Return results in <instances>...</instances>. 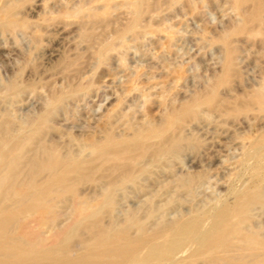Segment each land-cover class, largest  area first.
I'll return each mask as SVG.
<instances>
[{
  "label": "rangeland",
  "instance_id": "374dc122",
  "mask_svg": "<svg viewBox=\"0 0 264 264\" xmlns=\"http://www.w3.org/2000/svg\"><path fill=\"white\" fill-rule=\"evenodd\" d=\"M135 2L0 0V19L7 7L14 14L12 23H0V139L18 142L0 168L9 245L37 233L51 244L52 228L69 226L76 216L85 220L69 237L73 243L96 218L112 230L139 219L153 229L198 213L203 231L213 205L230 204L252 186L264 193V180H255L257 173L264 179V110L252 100L264 87V0H145L131 25ZM194 101L195 112L164 134L181 136L184 148L164 156L157 143L135 149V180L112 187V203L95 217L92 211L123 168L114 169L104 148L98 152L93 145H105L110 134L132 142L137 130L163 126L169 114ZM42 147L82 160L80 171L52 185L47 215L28 208L52 178ZM30 180L35 186L18 194ZM11 189L17 193L10 197ZM79 202L91 218L79 213ZM254 207L251 228L264 234V205ZM55 248L60 252V245ZM261 258L264 253L254 257Z\"/></svg>",
  "mask_w": 264,
  "mask_h": 264
},
{
  "label": "bare ground",
  "instance_id": "6f19581e",
  "mask_svg": "<svg viewBox=\"0 0 264 264\" xmlns=\"http://www.w3.org/2000/svg\"><path fill=\"white\" fill-rule=\"evenodd\" d=\"M144 1L145 0H136L134 4L135 18L131 25L135 24L138 20L139 13H141V5ZM244 1L245 0H237V4ZM261 5V2L258 1L252 11L253 14L251 15V12L250 15L256 17ZM5 14V19H0V23H12L14 21L12 8L7 7L5 9ZM135 27L136 25H134V28ZM58 99L59 98H57L56 101ZM252 100L258 103L261 109L264 110V87L260 90L257 89ZM195 105H199V103L197 104L195 102L193 105L185 106L181 111L178 110L179 112L173 113L172 115L169 114L167 122L163 126H149L137 130L136 132L138 133L132 142L115 141L110 134V136L107 137L105 145L101 143L93 145L95 151L98 152L100 149L104 148V156L110 161L113 160L112 167L114 169L123 168L122 176L119 175L118 180L114 177L117 181L114 183L112 182L113 184L110 182L112 184L110 190H107L104 198L102 197L103 201L101 202V199L100 203H98L99 206L95 207L92 211L95 217L98 216V213L101 212L100 210L104 205L112 203V187L135 180L137 168L133 169L135 170L133 173L132 167L134 168L138 159H131V153H133L135 149H140L142 151L147 149L149 145L157 143V153L159 156H164L176 154L184 148L183 138L181 136H174L170 139H166L164 134L173 126L180 123L182 118L185 117L184 115L196 110ZM41 120L44 121L45 117L42 116ZM13 142L15 141L13 140ZM13 142L10 141V139H0V168L5 166L7 160L13 156L15 149H12L11 146L13 145L14 148V144L18 143L16 141L13 144ZM95 143H97V141ZM41 152L42 155H40V157L42 156L44 163L48 164L53 170L52 178L48 186L42 190L38 197L31 200V203H28V208H32V206L42 208L43 214L47 215L52 211L53 207L52 204H50V195L54 191L52 185L63 181L69 173L73 170L75 171V168L78 164H81L80 162L82 160L77 159L76 156L75 158L59 156L54 151L51 152V150L49 151V149L43 147L39 154H41ZM262 159L264 160V158ZM140 165L141 164H139V166ZM79 169L76 171L78 172L81 170ZM256 178L255 180L257 182L264 180L262 174L257 173ZM193 181V178L189 179L185 185L188 186ZM249 185L252 184L249 183ZM34 186L35 181L28 182L21 185V190L17 192L18 194H25ZM261 189L259 186L255 188L252 186V189L249 187L245 190L240 189L232 203L213 205L212 211L209 209L208 212L215 211L214 217L212 220H209L211 222H208L209 225L203 231L202 229L205 221L199 217L198 213H192L190 215L184 214L185 216L171 222H169V220L168 223H162L160 226H156L153 229H150L152 227H145L146 225H143V221L137 218L139 220H135L127 227L124 225V227L112 230L108 227L100 226L96 218L92 227L93 229L90 228L89 225H86L85 227L87 229L89 227L87 230L88 234L84 235L83 232H80L78 234L79 240H76L77 242L75 241L74 243L72 241L70 242L69 237L75 234L77 230L84 225L83 220H85V216L82 218L76 216L74 221L72 220L73 223L71 222V224L66 227L59 226L55 228L53 226L54 228L52 229L54 233L53 235L51 234V244L45 243L46 236L43 237L40 235L38 238L37 233V235H34L36 239L33 238L28 242L15 240L9 245L7 234L9 232L8 225L10 217L6 216L4 212H0V256L2 257L0 258V264H8L9 262H12V264H196L198 261H203L202 264H264L262 258L261 261L255 260L256 258L254 259V257L258 256V253H264V234H261L262 232L259 231L260 229L257 230L254 225L256 229L251 228L252 209L256 208L254 207L256 205H264V193ZM15 193L11 189L10 197L12 194L15 195ZM34 200L35 203L33 202L34 204H32ZM82 204L83 202L78 203V211H80L79 213L85 214L86 207ZM211 212H209V214H211ZM85 215L91 218V213ZM148 215H150V213ZM134 225H137L138 231ZM132 226H134L135 229ZM131 227L134 231L136 230L137 234H130L129 231L132 229ZM22 229L23 227H21V230ZM36 230H38V228ZM57 245L61 246L60 252L55 248ZM9 248L13 250L12 254L9 253L10 255H8L7 253V255L4 256ZM179 253L182 254L181 257L175 259V256ZM7 257H10L12 260H8Z\"/></svg>",
  "mask_w": 264,
  "mask_h": 264
}]
</instances>
